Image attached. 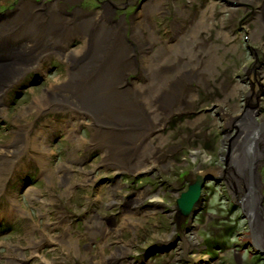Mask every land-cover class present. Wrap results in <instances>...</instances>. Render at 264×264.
<instances>
[{
  "label": "rangeland",
  "instance_id": "obj_1",
  "mask_svg": "<svg viewBox=\"0 0 264 264\" xmlns=\"http://www.w3.org/2000/svg\"><path fill=\"white\" fill-rule=\"evenodd\" d=\"M4 1V6L9 4V8H17L21 0ZM36 1L50 4L55 0ZM197 1L71 0L67 5L63 4V12L71 14L84 8L86 11L103 13L107 5H112L115 8L113 19L126 23L129 38L134 22L131 18L141 13L146 6L149 12H157L154 5L159 4L162 13H155L153 16L156 20L155 29L164 45L167 41L176 42L172 38L170 24L176 22L189 26L188 18L181 17L184 16L182 11L192 9L193 12L189 13L192 20L199 19L202 6ZM206 1L212 6L204 7L207 11V25L205 24L203 35L205 43L215 45L209 56L210 63L206 64L208 69L212 67L210 78L206 73L209 84L193 87L194 102L187 103L184 112L173 115L172 120L163 126L160 135L153 134L152 144L144 142L139 148L138 156L144 153L147 157L148 153H154L153 161H149L147 165L152 170L138 174L116 172L109 167V163H102L103 153L98 146L95 149L89 147L91 152L88 155L81 153L77 156L73 147L70 148L66 134L61 130L52 134L48 129L49 125H46L54 122V127L60 128L62 121L59 118L46 120L43 116L47 112H36L30 116L32 124L25 127L29 130L34 126L33 128L44 131L48 146L54 152L51 158L52 172L55 170L52 166L56 168L64 162L74 164L80 160L82 165L77 164L76 169L73 166L74 174L68 187L61 186L57 181L54 186H50L43 178L35 179L34 169L24 174L20 168L18 176H12L10 184L0 188V196L5 193L7 197L16 196L18 203L25 205L30 214L16 212L18 222L15 225L9 220L12 218L6 215L0 224V264H6L3 257L11 245L26 246L24 238L29 232H32L35 240L46 237L50 239L39 252L53 261V264H76L79 256L85 254L96 258H86L80 264H94L97 260H101V264H264V251L258 249L256 244L254 225L250 223L248 210L241 197H234L233 188L227 185V178L217 179L213 175L200 177L204 181H212L202 185V210L197 216L192 215L190 221L181 216L179 218L176 206L180 194L188 190L191 181H195L192 175L197 171L216 166L225 171L228 169L229 158L226 159V156L230 153L233 140L238 137L239 123L245 120L247 113H253L251 121L259 124L264 122V31L253 21L257 10L251 14V7L244 2L235 7L237 12L233 14L231 10L234 7L227 0ZM208 11L213 15L211 19ZM210 28H215L214 32L210 33ZM254 30H260L262 35L254 38ZM150 54L151 52L147 53V56ZM58 72L60 75L66 73L64 64H59ZM141 74L140 70L130 74L128 83L135 87L145 84L147 81H143ZM38 76L41 75L36 72L27 73L18 86L41 79ZM38 84L37 94L40 96L47 90L48 83L44 77ZM19 89L20 87L5 93L3 106L8 110V118L0 119V143L3 144L11 139L12 132L17 129L18 111L36 97L30 92L23 96L21 102L13 103V97L14 100L18 97L16 91ZM181 116L186 119L174 124V119ZM228 118L232 120L229 124ZM58 121L60 122L56 124ZM35 122H38V127L33 125ZM84 123L80 131L84 137L91 139L92 131L88 121ZM51 134L53 138L50 137ZM36 142L39 141L36 139ZM135 151L137 153L138 149ZM134 160L139 164L136 158ZM204 163L208 165L203 166ZM80 170L85 173L79 175ZM90 177L97 181H88ZM255 178L260 188V215L264 219V160L257 166ZM245 187L244 195L248 193V187ZM28 191H33L34 197L35 194L38 195L35 197L36 201L29 200ZM49 196L53 207L49 204ZM138 196L143 198V202L139 204L140 209L132 214L129 207ZM154 197L161 201L157 208L153 207V199L150 200ZM46 201L48 205H45ZM229 207L238 208L246 215L238 210L240 218H236ZM90 230L98 236H91ZM189 234L195 236L198 243L186 247L183 237H188ZM168 235L173 238L169 242L164 240ZM71 240L77 241L79 246L78 252L70 253V257L66 245L69 246L68 241ZM122 245L127 246L128 251L120 261L117 253ZM26 256L30 258L29 251H26Z\"/></svg>",
  "mask_w": 264,
  "mask_h": 264
},
{
  "label": "bare ground",
  "instance_id": "obj_2",
  "mask_svg": "<svg viewBox=\"0 0 264 264\" xmlns=\"http://www.w3.org/2000/svg\"><path fill=\"white\" fill-rule=\"evenodd\" d=\"M10 1L12 0H7ZM227 1L234 7L231 10L233 14L237 12L235 7L244 2L251 7V14L257 10L253 21L264 31V0ZM4 2L3 0L0 3V119L8 118V110L3 106L7 91L20 87L16 91L18 97L15 100L13 97V103L21 102L23 96L30 92L36 97L18 111L17 129L12 132L11 139L7 143H0V188L10 184L12 176H18L20 171L27 174L32 169L36 171V180L43 178L50 186H54L57 181L61 186L68 187L74 174L73 166L75 165L76 169L77 164L82 165L80 160L74 164L64 162L56 168L52 166L55 173L52 172L51 158L54 152L48 146L44 131L33 128L34 126L32 131L25 127L31 123L30 116L36 112H47L43 116L46 120L50 121L52 117H56L62 121L56 123L60 122V128H55L54 122L46 125H49L48 129L52 134L58 130L65 133L67 141L71 144L70 148L73 147L77 156L81 153L88 155L91 152L89 147L95 149V146H98L103 153L102 163H109V167L116 172L138 174L152 170L153 168L147 165L149 161H153L154 153H148L147 157L144 153L138 156L139 148L144 142L152 144V135H160L163 126L172 120L173 115L184 112L186 104L194 102L193 87L209 84L206 73L210 78L212 67L208 69L206 64L210 63L209 56L215 45L211 42L205 43L203 30L206 28L205 24L207 25L205 8H210L211 3L206 0L196 2L202 6L197 20H192L189 14L193 12L191 8L190 11L188 8L182 11L184 16L181 17L188 18L189 26L176 22L170 24V32L176 42L167 41L163 45L155 29L156 20L153 16L155 13H162L159 4L157 6L154 3L157 12H149L146 6L141 13L131 18L134 22L131 27L132 34L128 38L126 23L113 19L115 8L112 5H107L103 13L81 8L71 14H65L63 4L67 5L71 0H55L50 4L21 0L17 8H9L8 3L6 7ZM208 14L211 19L212 13L208 11ZM214 30L215 28H210V33ZM260 35V30L252 31L254 38ZM75 47L79 48L73 49ZM149 52L151 54L147 56ZM59 64L65 65V74H59ZM138 70L143 75V81L147 82L135 87L134 84L128 83V79L130 74ZM28 72L38 73L41 79L32 81V84L18 86L24 74ZM44 77L48 83L47 90L39 96L38 83ZM258 91L257 87L256 94ZM252 115L253 113H247L245 120L239 123L238 137L233 140L230 153L226 156V159L229 158L228 169L225 171L216 166L213 169L197 171L192 178H195V181L206 175H213L217 179L227 178V185L233 188L234 197H241L244 207L248 210L250 223L254 225L258 249L264 251V219L260 215V188L255 178L257 166L264 160V122L259 124L251 121ZM185 119V116L174 119V124ZM87 121L92 131L91 139L84 137L80 131V127ZM231 121L228 118L227 123ZM34 124L37 125L38 122ZM52 134L50 137L53 138ZM36 139L39 142H36ZM135 158L139 164L135 163ZM18 166V170H14ZM78 173L81 175L85 172L80 170ZM88 181L95 183L97 179L90 177ZM245 186L248 187L246 195L243 191ZM32 192L28 191V198L30 201H36L35 197L38 195L35 194L34 197ZM197 192L191 195L185 192L180 194L182 198H187L181 204L176 200L179 218L181 216L189 220L192 214L197 216L202 210V197L197 199ZM50 197L49 204L53 207ZM138 197L129 207L132 214L140 209L139 204L146 195H143V198ZM151 199L153 207L157 208L161 201L157 197ZM192 199L198 200L199 205L189 201ZM44 203L48 205V201ZM228 209L233 216L240 218L238 208ZM16 212L30 215L26 206L18 203L16 196L8 195L7 199L0 197V224L5 220V216L9 215L12 218L9 220L15 225L18 222ZM217 225L222 226L220 223ZM93 233L94 231H89L91 236H98ZM24 239L26 246L9 247L6 264H53V261L39 252L46 243L45 238L35 240L32 232H29ZM172 239V236L168 235L164 240L169 242ZM183 243L187 247L198 242L195 236L189 234L188 237H183ZM68 245L66 249L69 253L78 252L77 241H68ZM26 251H29L30 258L26 256ZM127 251V246H120L117 253L120 261ZM150 256L152 257L151 254ZM86 258L94 260L96 257L90 254L80 255L76 264L84 262ZM100 261L97 260L94 264H101Z\"/></svg>",
  "mask_w": 264,
  "mask_h": 264
},
{
  "label": "water",
  "instance_id": "obj_3",
  "mask_svg": "<svg viewBox=\"0 0 264 264\" xmlns=\"http://www.w3.org/2000/svg\"><path fill=\"white\" fill-rule=\"evenodd\" d=\"M198 186H199V184H197V187H195V186L190 187L189 191H188L187 193H185V194H190V195H191V193H193V194L196 193L198 190H200ZM198 192H199V191H198ZM198 192H197V193H198ZM193 194H192V195H193ZM196 196H197V199H198V197H199V193H198V195H196ZM186 198H187V197H184V196H183V198H182V196H181V198L178 199L179 204H181L182 201H183L184 199H186ZM189 201L192 202L193 204H195V202H196L195 199H194V200L192 199V200H189ZM192 203H191V204H192ZM181 213H183V215H185L184 212H181ZM186 215H187V213H186Z\"/></svg>",
  "mask_w": 264,
  "mask_h": 264
}]
</instances>
